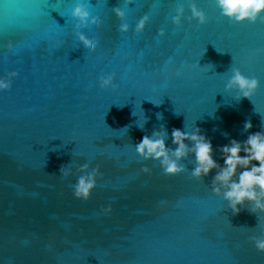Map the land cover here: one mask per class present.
I'll return each mask as SVG.
<instances>
[{"label": "water", "instance_id": "95a60500", "mask_svg": "<svg viewBox=\"0 0 264 264\" xmlns=\"http://www.w3.org/2000/svg\"><path fill=\"white\" fill-rule=\"evenodd\" d=\"M77 5L86 27L71 16ZM233 69L259 81L250 99L227 89ZM0 78L10 79L0 91V264H264L253 246L264 212L246 200L234 214L228 188L214 184L220 150L264 134L260 20L235 24L214 0H0ZM197 129L219 166L207 176L192 177L190 140L175 176L136 154L143 137L163 138L174 159L172 132ZM97 166L92 198L75 200L71 185Z\"/></svg>", "mask_w": 264, "mask_h": 264}, {"label": "clouds", "instance_id": "9594fccd", "mask_svg": "<svg viewBox=\"0 0 264 264\" xmlns=\"http://www.w3.org/2000/svg\"><path fill=\"white\" fill-rule=\"evenodd\" d=\"M216 6L221 10V15L235 24H242L247 21L249 24H255L258 20L264 23V0H214ZM192 18L200 24L206 22L203 12L197 9L195 5L190 6ZM183 9L177 10V15L173 17V23L179 24L180 15ZM118 18H123L124 13L119 9L115 10ZM71 16L76 18L85 27L91 23V17L82 5H77L72 9ZM147 17L141 18L136 24V32L144 30ZM121 31H127V25L121 26ZM163 35V33H160ZM81 43L90 52L95 49V44L89 42L83 36L80 37ZM9 44L7 49H11ZM10 73L9 76H14ZM111 84V77L101 81L102 87H108ZM10 88V79L0 78V91H6ZM259 88V81L255 78L243 76L238 69L232 70L231 79L228 81L227 89H236L238 92L237 100L241 98L250 99ZM251 129V123L245 124V131ZM158 135V134H154ZM172 139L176 149L169 157L165 149L163 138L150 139L143 137L141 142L136 145V154L144 160H160L163 169V175L175 176L184 171L178 166L177 161L187 155L188 149L185 140H190L194 147L191 151L195 155L196 167L192 171V177L199 179L201 176H207L211 171L219 166L212 159V145L205 137L199 135V130L192 134L174 130ZM224 161L223 167L219 169L214 177V184H219L228 188L224 192V199L229 202V207L234 214H238L240 206L247 200L252 203L253 211L264 212V134L254 133L248 137L244 145L236 141H231L230 146H224L221 150ZM243 151L244 155L241 156ZM237 168L243 169L238 177V182L232 178L236 175ZM88 165H83L79 171L86 172ZM142 173H148L147 168L140 169ZM71 175L69 170H65L63 179H68ZM101 176L99 166L92 169L87 176H80L77 181L71 185L72 197L82 203H87L97 189L98 178ZM53 177V176H52ZM259 189V192L256 191ZM213 192L219 195L220 189L214 187ZM112 212L111 205L101 208L100 215L108 216ZM21 243L27 246L30 241L25 240ZM253 246L258 253L264 254V239L254 240Z\"/></svg>", "mask_w": 264, "mask_h": 264}]
</instances>
